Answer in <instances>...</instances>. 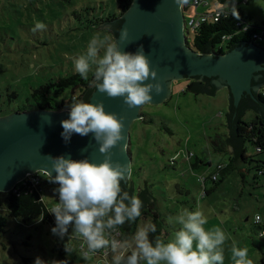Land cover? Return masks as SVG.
Masks as SVG:
<instances>
[{"label": "rangeland", "instance_id": "obj_1", "mask_svg": "<svg viewBox=\"0 0 264 264\" xmlns=\"http://www.w3.org/2000/svg\"><path fill=\"white\" fill-rule=\"evenodd\" d=\"M209 1L208 5L212 6L214 0ZM207 6L197 10L203 12ZM118 9L117 0H0V108L12 110L34 88L50 79L75 73L73 57L86 50L93 34L112 35L93 27L85 28L83 23ZM243 10L251 22L264 26V0H254L244 5ZM184 13L187 22L195 16L192 10ZM36 22L43 23L45 29L34 33ZM187 30L191 46L195 35L190 26ZM259 46L264 48V44ZM92 75L90 72L89 76ZM187 85V80L174 81L173 93L165 102L145 104L141 109L142 120L132 122L130 151L133 161L129 181L136 192L144 188V184L149 188L155 210L164 224L165 239L172 230L166 223L168 215H175L181 208H198L208 219L206 228L218 225L225 230L229 237L224 245L227 248L233 240L244 238L241 230H237L235 219L226 221L229 213L237 217L244 234L252 229L240 218L241 214L251 218L259 213L264 217V178L254 181L256 170L242 163L246 168V180L236 169L218 184L209 180L207 186L212 192L201 198L202 185L198 176L211 175L219 163L230 161L227 152L216 150L217 143H225L229 135L228 90H218L213 97L191 95L184 90ZM15 91L19 97L12 99ZM261 91L264 92V87ZM67 94L63 95L64 99ZM243 120L251 123L256 120V114L248 110ZM190 153L195 156L192 162L209 160L212 166L195 168L193 173L189 165L191 160L188 161ZM247 155L264 160V153L258 154L250 144H247ZM184 188L189 192L184 193ZM54 189L47 186L42 193L49 208L59 202ZM5 198L4 194L0 195V214L8 219L5 232H0V264H35L37 257L46 262L62 261L54 248L50 225L41 220L23 223L8 217ZM148 223H152L151 218L143 219L139 225ZM81 252L71 245L68 256L74 258V264H104L97 257L85 261ZM230 256L225 255V264H232Z\"/></svg>", "mask_w": 264, "mask_h": 264}, {"label": "clouds", "instance_id": "obj_2", "mask_svg": "<svg viewBox=\"0 0 264 264\" xmlns=\"http://www.w3.org/2000/svg\"><path fill=\"white\" fill-rule=\"evenodd\" d=\"M175 3L182 8L188 0H175ZM233 9L232 14L239 19V12ZM45 27L36 22L32 31H42ZM117 31L120 40L126 41L127 30ZM72 62L82 79L87 80L90 72L93 74L95 92L110 98L122 97L129 109L149 103L153 99L150 93L160 94L163 90L159 83H145L156 80L157 72L151 69L143 47L135 54L124 53L112 35L93 34L86 50L74 56ZM69 107L70 118L61 121L65 143L70 142L73 134L82 137L94 134L105 159L97 164L87 158L74 161L65 156H48L51 171L37 170L38 175L59 185L54 189L59 202L48 209L55 217L53 235L61 239L68 235L69 239L80 241L83 249L80 255L85 261L102 254L104 258L111 257L110 264H225L224 245L229 237L218 225L206 228L208 219L198 208H181L175 215H168L166 223L172 230L166 239L159 235L152 238L151 234L157 232L152 223L138 225L130 238H117L123 225L137 223L144 206L139 196L122 186V182L126 184L131 179V165L112 161L111 150L124 140V125L116 114L106 113L103 102H73ZM261 218L257 213L253 219L260 223ZM259 235L264 237V232ZM65 251L70 250L66 247ZM230 254L232 264H253L249 249L239 247L235 240ZM35 264H66V261L46 262L37 257Z\"/></svg>", "mask_w": 264, "mask_h": 264}, {"label": "water", "instance_id": "obj_3", "mask_svg": "<svg viewBox=\"0 0 264 264\" xmlns=\"http://www.w3.org/2000/svg\"><path fill=\"white\" fill-rule=\"evenodd\" d=\"M118 29L127 30L126 41L120 40ZM98 30L112 33L124 53L135 54L143 47L151 69L157 72L156 80L150 79L145 83H159L163 89L160 94L150 93L153 96L151 104L165 102L173 93L174 81H203V87L194 85L189 90L191 95L213 97L218 90L226 88L229 104L227 128L230 131L226 144L228 153L234 157V166L245 174L240 160L243 142L236 138L235 132L238 119L247 110L264 122V105L257 100V90L264 86V48L244 42L224 55H214L210 43L205 53L199 54L189 46L185 16L175 0H134L123 17L101 25ZM84 87H90V90L80 101L103 102L106 113L116 114L124 125V140L111 150L112 161L132 165L130 127L133 121L142 120L144 105L129 109L124 98H110L107 94L95 92L94 83L79 88ZM69 113L70 108L60 111L39 109L0 117V193L10 192L37 170L51 171L48 156H65L74 161L87 158L97 164L104 162L105 156L99 152L100 145L94 134L86 137L73 134L70 142L65 143L61 136L64 131L61 121L69 119ZM129 180L126 184L122 182L126 190ZM139 198L143 201L142 210L156 208L146 184Z\"/></svg>", "mask_w": 264, "mask_h": 264}, {"label": "trees", "instance_id": "obj_4", "mask_svg": "<svg viewBox=\"0 0 264 264\" xmlns=\"http://www.w3.org/2000/svg\"><path fill=\"white\" fill-rule=\"evenodd\" d=\"M133 1L134 0H117L119 7L117 12H113L112 14L108 15L101 14L93 20H88L86 24L83 22L82 23L84 24L85 28L93 27L96 29H98L101 25L111 24L117 19L123 17V15L132 5ZM252 1L254 0H248L246 4H238V6H233L230 2L226 3V0H215L214 4L218 3L219 5H225L219 21L217 22L213 19H209L206 22L201 23L198 26L197 30L193 31L195 36L193 39V45H191L190 47L199 54H204L207 46L211 43L214 55H224L230 52L235 46L240 45L244 42H247L248 44L255 43L258 45V43L254 41L253 35L257 32L262 31L264 29V26L259 27L251 22V20L248 19L243 10V6L249 5ZM233 7L236 11L239 12V19H237L232 14V11L234 10ZM224 36H231V39L225 40L223 38ZM93 78L94 76L92 75L89 76L87 80H85L75 72L58 79H50L46 83H43L37 88H34L31 93L27 97H25V99L19 106L12 108V110H3L2 108H0V117L12 114L14 112L33 111L39 109L53 111L63 110L69 107V104L73 102H79L88 93L90 87H79L91 84ZM187 81L188 85L184 89L186 92L189 91L194 85L203 87L205 84L203 81H195L192 79H187ZM66 93H68L66 95L67 98L64 99L63 95ZM18 97L19 94L16 91L12 93V99H17ZM257 100L264 105L263 91L257 93ZM11 102L12 101H10V103ZM246 112L238 119L235 135L237 139H241L243 142V149L240 153V160L242 163L248 164L250 166V169L252 167V169L256 170L253 179L254 181H258L259 177L257 176V172L258 169L264 167V160H257L255 158L253 159V157L248 156L247 144L255 147L256 150L258 146H261L262 153H264V122L258 115H256L255 121L246 123L243 120ZM229 139L230 131L229 135L226 137V142ZM226 142L217 143L216 150H218L219 152L228 153ZM229 155V163H227L226 165H221V169H219L217 166L216 170L212 174V176L214 174H218V180L214 182L212 178H210V181L218 184L219 182H222L231 171L237 169L233 164V155ZM196 166V163H194L193 167L196 168ZM38 177L42 180L38 185L34 184L30 178H27L25 181L18 183L10 192L0 193V195L4 194L6 196L5 207L8 212V217L19 219L23 223L34 221L37 222L38 220H41L42 222L49 224L52 229L56 226L55 217L48 211V209H50L48 204L44 201V199L42 200V193L44 192V189L47 188V186L58 188L59 185L56 186L55 184L50 183L40 175H38ZM146 188L148 195L155 202L149 188ZM127 190L131 193L136 194L137 196H140V194L144 191V188H139V190L136 192L133 183H130L129 181L127 184ZM206 193H208L207 190ZM148 218H151L152 224H155L157 227V232L151 234L152 238L157 235L164 238V224L161 221L160 216L158 215L156 210L153 208L143 209L142 216L141 218H139L136 224L126 223L125 225H123L119 230L120 236H117V238H130L140 222L143 219L145 220ZM7 223V217L0 214V232H5ZM70 233L71 231L69 230V235ZM53 238L54 248L59 255V259L62 261H66V264H74V258L68 256L70 254V251L69 253L66 252L65 248L67 247L70 250L71 245L78 243L77 240L69 239L68 235H66L63 239L55 235H53Z\"/></svg>", "mask_w": 264, "mask_h": 264}, {"label": "built area", "instance_id": "obj_5", "mask_svg": "<svg viewBox=\"0 0 264 264\" xmlns=\"http://www.w3.org/2000/svg\"><path fill=\"white\" fill-rule=\"evenodd\" d=\"M230 2L232 3L233 6H238V4H246L248 2V0H242L241 2H234L233 0H226V3ZM209 1L208 0H188V3L185 4L182 7V11H188L190 9L194 10V17L190 22L185 21V30L188 33L187 27L190 26L191 28H193V31L197 30L198 26L203 23L206 22L209 19H213L214 21H219L220 17H221V13L222 10L224 9L225 5H219L218 3L211 5H208ZM208 5V6H207ZM200 6H207V8L205 9L204 12H199L197 9ZM225 40H230L231 36H224L223 37ZM254 41L258 44H264V29L260 32H257L253 35ZM257 153H262V147L258 146L257 147ZM194 157V154L190 153L188 156V161H190L192 158ZM219 169L222 168L221 165L218 166ZM194 173V172H193ZM257 176L258 177H264V168H260L258 169L257 172ZM218 174H214L211 178L212 180L215 182L218 180ZM27 178H30L31 181L38 185L41 183V179L38 177L37 173L34 174H30L28 175L23 181H25ZM209 180V178L207 176L204 175H199L198 176V182L202 185V193H201V198L204 197V195L206 194V190H205V185L206 182ZM56 185V184H55ZM57 186V185H56ZM262 221V218H261ZM256 223V222H255ZM261 223V222H260ZM260 223H256V224H260ZM117 236H120V232L117 233ZM76 240V239H74ZM77 244H74L80 251H82L83 249L81 248V242L77 240ZM100 259L101 262H103L104 264H109L111 257H107L104 258L102 256V254H98L97 256H94ZM101 264V263H100Z\"/></svg>", "mask_w": 264, "mask_h": 264}, {"label": "crops", "instance_id": "obj_6", "mask_svg": "<svg viewBox=\"0 0 264 264\" xmlns=\"http://www.w3.org/2000/svg\"><path fill=\"white\" fill-rule=\"evenodd\" d=\"M191 10L194 12L193 9H190L189 11H191ZM204 11H205V9H204ZM261 90H262V88L261 89L259 88L257 90V93H259ZM194 163H196V165H197L196 168L205 167V166H208V167L212 166V162L209 160H203L202 159V160H197L196 162H194V161L192 162V160H191L189 165H190L192 172L193 171L195 172V170H194L195 168L193 167ZM208 164H210V165H208ZM219 165H226V163H219L217 166H219ZM244 170L246 171L245 167H244ZM238 171H240L241 177H244V180H246L247 178H246V176H244L245 174H244L243 170L239 169ZM212 174L211 175L203 174V175L207 176L210 179L212 177ZM207 182H206V190L208 193H206L204 195L203 199L206 198V196H209L212 192V189L208 188ZM209 182H211V181H209ZM212 183L215 184L214 182H212ZM183 191H184V193L189 192L186 188H184ZM200 196H201V193H200ZM195 203H198V201L196 200ZM241 217H242V219L245 220L244 222L248 223V226L252 229V232H247L244 234V231L242 230V228L239 225L240 223H239L237 217L233 218L231 213L228 214V218L226 217L227 222H228V219L230 221L232 219H235L236 220L235 225L238 227L237 230L238 231L241 230V233L243 234V237H244L243 240H241V238H240L239 241L238 240H235V241L237 242L239 247H247L249 249V258L253 261V264H264V237H261L259 235V233L264 232V217L261 216L262 221L260 224H256L254 222V219H253L254 216H252L251 218L250 217H243V215L241 214L240 218ZM230 247H231V244H227V248L224 247L225 248V255L230 254Z\"/></svg>", "mask_w": 264, "mask_h": 264}, {"label": "flooded vegetation", "instance_id": "obj_7", "mask_svg": "<svg viewBox=\"0 0 264 264\" xmlns=\"http://www.w3.org/2000/svg\"><path fill=\"white\" fill-rule=\"evenodd\" d=\"M2 117V116H1Z\"/></svg>", "mask_w": 264, "mask_h": 264}]
</instances>
